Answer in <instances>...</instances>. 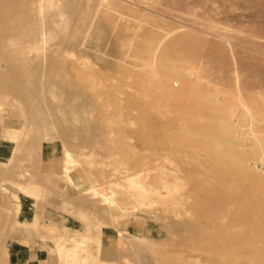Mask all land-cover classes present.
I'll return each mask as SVG.
<instances>
[{"label":"rangeland","instance_id":"1","mask_svg":"<svg viewBox=\"0 0 264 264\" xmlns=\"http://www.w3.org/2000/svg\"><path fill=\"white\" fill-rule=\"evenodd\" d=\"M251 153L264 154V0H0L1 172L49 233L79 241L101 218L109 254L90 263L264 264V208L200 192L264 197V173L233 167ZM4 214L0 264L56 263Z\"/></svg>","mask_w":264,"mask_h":264},{"label":"bare ground","instance_id":"2","mask_svg":"<svg viewBox=\"0 0 264 264\" xmlns=\"http://www.w3.org/2000/svg\"><path fill=\"white\" fill-rule=\"evenodd\" d=\"M237 142H239V141H237ZM242 145H243V143L241 144V146ZM248 148H249V146H248ZM248 148L246 147V149H244V150L241 149L240 153L247 152ZM248 155H247L248 157H244L241 160H239L237 163H235L233 167L237 168L241 174L242 173L249 174L252 172L253 174L257 175L258 172L264 173V159H261V162L263 163V167L259 166V161H258L259 157L260 158L264 157V154L261 153L259 155L258 154L256 155V154L251 153ZM1 171L2 170L0 169V196L1 195H9V199L6 202H2L1 197H0V220L2 219L5 224L12 220L11 217H7L4 214L5 208H8V209L12 208V210L15 211L16 215H14L15 217H13L14 221L18 222V221H22V220H28L32 225L33 231L35 232V230H38L36 235L41 242H48V241L52 242L53 247L49 248V251L52 250L51 252L55 253V260H56L55 264H94L92 262L90 263L89 261L101 258L100 253H103V252L108 253L109 249H105L101 243V240H100L101 232H102V229L104 228V225H103L101 218L98 217L99 219L96 220V223H93L96 232L90 237H87L84 234L81 235L79 237V241H74V238H70L67 235V232H65L63 235L62 234L56 235L53 233H49L47 230H43L40 228L39 222H40L41 218H40V212H39L38 208H35V214H28V213L23 212V209H22L23 206H21L22 205L21 198L18 196V194H11V192H10V188H9V185H10L9 178L10 177ZM140 177H141L140 175H137V176L130 177L127 180L128 188L133 192L135 191V193H133V195H137L136 197H140V196H143L146 194V192L144 191L141 184L138 183V180ZM163 186L166 187V184H164ZM92 190H93V188H92ZM200 192L202 194H205L204 196H208L207 200L211 201L213 207H215V206L218 207V205H221V204L223 205V204L237 203V204H245V205L253 204L254 208H264V197H262L261 199H260V197H258V198L253 197L252 194L249 192H246L242 196L232 197V196H228L227 194H225L223 188H219V187L213 188V187L206 186V185H204L203 190H200ZM150 193H151V195L155 196L156 198L162 197L161 193H159L157 190H152ZM19 194L25 198L33 195V193L32 194H30V193H25V194L19 193ZM113 197H115L114 194H112L111 198H113ZM250 218L253 222L257 221L254 216H251ZM256 224H254V225H256ZM11 226H12V224H11ZM256 226H259L260 228L264 227V225H260V224H258ZM20 227H22V226H20ZM3 228H5V227H3ZM7 230H8V228H7ZM39 230L41 232H39ZM78 232H80V231H78ZM91 232L92 231H90V233ZM248 234H249V232H248ZM77 235H78V233H77ZM74 237H76V236H74ZM5 242H6L5 239H2V241L0 240V244H1L0 254L3 251L2 245ZM83 243L85 244L86 247L82 246ZM92 245H94V248L91 247ZM252 245H253V243H252ZM102 255H104V254H102ZM105 255H107V254H105ZM116 255H117V253H116ZM109 256H111V255H109ZM122 257H123V255H122ZM122 257L119 259V256H118V260H121ZM108 258H111V257H108ZM114 258L112 257L110 260H113ZM4 260H5V258H4ZM4 260H3V262L5 264L6 260L5 261ZM118 260H116V261H118ZM49 264H53V263H49Z\"/></svg>","mask_w":264,"mask_h":264}]
</instances>
